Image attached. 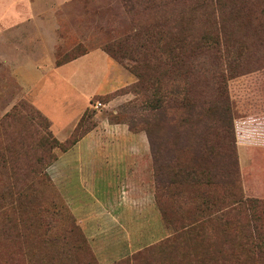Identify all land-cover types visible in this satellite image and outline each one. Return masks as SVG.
<instances>
[{"label":"rangeland","instance_id":"1","mask_svg":"<svg viewBox=\"0 0 264 264\" xmlns=\"http://www.w3.org/2000/svg\"><path fill=\"white\" fill-rule=\"evenodd\" d=\"M188 4L67 0L0 34V264H257L224 209L264 203V18ZM49 25L54 67L89 56L20 80Z\"/></svg>","mask_w":264,"mask_h":264},{"label":"trees","instance_id":"2","mask_svg":"<svg viewBox=\"0 0 264 264\" xmlns=\"http://www.w3.org/2000/svg\"><path fill=\"white\" fill-rule=\"evenodd\" d=\"M225 1L227 0H187V2L191 5L188 4L184 7V9H182L183 13H181V18L186 17L187 13H196L200 10L213 11L214 14H216V12L221 11L223 7L225 8V6L229 10V12H232L235 15L242 16L245 14H249L250 17L253 16V22H255L257 19L259 20L258 24H260L261 19L264 18V0H254V3L251 2L252 0H228V2ZM181 3L185 4V0H181ZM74 49L75 48H73V50ZM103 49L108 55L117 59L115 51L111 50L108 46L103 47ZM73 50L71 49V51ZM83 55H85V52L75 54L63 62L56 61V66L59 67L61 65L69 63ZM139 83L141 84L140 80ZM173 94L174 93L169 96V101L171 102H175ZM191 100L193 99L190 98L189 94L187 95L181 93V113L184 112L183 115H185L184 117H182V119H185L186 116L189 115L188 113L192 112V109L196 110V106ZM182 119L180 122H182ZM169 121L174 122L175 125L177 124L175 118L173 117L169 118ZM206 165V163H203L202 165H194L195 167L183 168L182 172H184L185 174L182 178L188 180L192 185L204 184V177L206 176V173H208ZM233 173L235 172L232 171V174ZM236 184L237 180L234 175L235 188ZM228 197V200L231 199L230 205H226L224 210H226V212H232L236 210L235 207H238V209L241 210L242 213L244 212L245 216H247L248 218L244 220L242 229L247 233L244 236V239L246 245L249 246V257L252 259H256L257 264H264V227L262 225V221L264 219V203L256 199H252L250 196H248L249 198H244L242 196L241 190H239L238 188H236L233 193H230ZM201 206L204 207L205 204H201ZM231 206L232 208L229 210Z\"/></svg>","mask_w":264,"mask_h":264},{"label":"crops","instance_id":"3","mask_svg":"<svg viewBox=\"0 0 264 264\" xmlns=\"http://www.w3.org/2000/svg\"><path fill=\"white\" fill-rule=\"evenodd\" d=\"M15 1L25 5V7L22 6L20 9L15 7ZM29 1L30 0H0V34L21 30V23L27 20L23 17L35 16L39 13L48 15L49 3L61 4L67 0H50V2H46V0H37L34 3H29ZM50 27V25L45 26L42 32L38 31L37 49L41 52V56L33 62L32 67L25 66V69L18 70V77L20 80L35 79L39 73L52 75L57 69L76 63L89 56L85 55L72 62L54 67L53 49L56 44L55 31L52 29L50 30ZM47 75H45V77Z\"/></svg>","mask_w":264,"mask_h":264},{"label":"built area","instance_id":"4","mask_svg":"<svg viewBox=\"0 0 264 264\" xmlns=\"http://www.w3.org/2000/svg\"><path fill=\"white\" fill-rule=\"evenodd\" d=\"M100 105H101V104L98 103V104H97V107L100 106Z\"/></svg>","mask_w":264,"mask_h":264}]
</instances>
